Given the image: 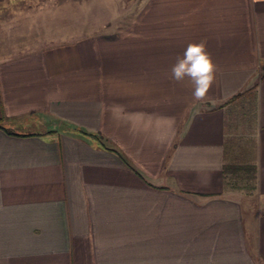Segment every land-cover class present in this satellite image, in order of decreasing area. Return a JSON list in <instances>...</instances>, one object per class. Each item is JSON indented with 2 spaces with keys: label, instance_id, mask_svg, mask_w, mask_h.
Masks as SVG:
<instances>
[{
  "label": "crops",
  "instance_id": "obj_1",
  "mask_svg": "<svg viewBox=\"0 0 264 264\" xmlns=\"http://www.w3.org/2000/svg\"><path fill=\"white\" fill-rule=\"evenodd\" d=\"M30 1L0 0V264H264V0H140L91 34ZM201 41L197 101L170 70Z\"/></svg>",
  "mask_w": 264,
  "mask_h": 264
},
{
  "label": "rangeland",
  "instance_id": "obj_2",
  "mask_svg": "<svg viewBox=\"0 0 264 264\" xmlns=\"http://www.w3.org/2000/svg\"><path fill=\"white\" fill-rule=\"evenodd\" d=\"M110 0H32V7H77L81 10L82 23L85 18L87 24V34L96 33L105 23L112 21L115 16L119 23L128 22L135 14L140 0H113L115 7H111ZM115 9V15L111 14ZM85 12L82 14V12ZM73 22V20H72ZM78 22V21H77ZM105 27V26H103ZM230 185L245 187L249 191V186L254 183V172L246 168L236 169L228 175ZM249 193V192H248Z\"/></svg>",
  "mask_w": 264,
  "mask_h": 264
},
{
  "label": "clouds",
  "instance_id": "obj_3",
  "mask_svg": "<svg viewBox=\"0 0 264 264\" xmlns=\"http://www.w3.org/2000/svg\"><path fill=\"white\" fill-rule=\"evenodd\" d=\"M171 79L192 85V95L197 101L205 99L216 80L217 65L207 50L206 42L189 43L171 67Z\"/></svg>",
  "mask_w": 264,
  "mask_h": 264
},
{
  "label": "trees",
  "instance_id": "obj_4",
  "mask_svg": "<svg viewBox=\"0 0 264 264\" xmlns=\"http://www.w3.org/2000/svg\"><path fill=\"white\" fill-rule=\"evenodd\" d=\"M78 131L81 132L82 134L88 135V136L93 137V138H96L97 137V134L96 133L90 132V131L85 130L83 128H78Z\"/></svg>",
  "mask_w": 264,
  "mask_h": 264
}]
</instances>
